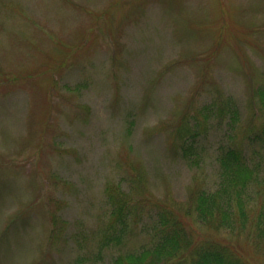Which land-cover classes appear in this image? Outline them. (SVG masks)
<instances>
[{
  "label": "rangeland",
  "instance_id": "obj_1",
  "mask_svg": "<svg viewBox=\"0 0 264 264\" xmlns=\"http://www.w3.org/2000/svg\"><path fill=\"white\" fill-rule=\"evenodd\" d=\"M263 84L264 0H0V264L96 251L109 189L185 209L227 136L264 122ZM226 100L237 121L213 112L188 165L182 118ZM128 229L122 249L147 242ZM224 233L264 264V242Z\"/></svg>",
  "mask_w": 264,
  "mask_h": 264
},
{
  "label": "trees",
  "instance_id": "obj_2",
  "mask_svg": "<svg viewBox=\"0 0 264 264\" xmlns=\"http://www.w3.org/2000/svg\"><path fill=\"white\" fill-rule=\"evenodd\" d=\"M254 96L258 111L264 112V84ZM197 114L203 121L184 116L176 131L180 154L192 166L202 161L198 142L215 125L209 121L212 115H230L234 123L238 119L237 109L227 100L216 109L205 105ZM249 128L238 134L239 139L228 135L229 141L218 146L215 187L194 191L183 210L151 199L132 201L123 191L119 196L117 190L109 189L111 212L99 231L96 251L81 253L78 245L74 264H253L228 239L218 237L223 231L224 235L246 234L251 242H264V122L255 132ZM138 226L147 242L136 249H122L128 228ZM198 228L209 232L199 236ZM120 246L121 251L118 248L119 252L105 258L104 250Z\"/></svg>",
  "mask_w": 264,
  "mask_h": 264
}]
</instances>
